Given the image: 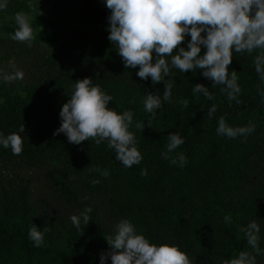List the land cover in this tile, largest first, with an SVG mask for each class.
<instances>
[{
	"label": "trees",
	"instance_id": "trees-1",
	"mask_svg": "<svg viewBox=\"0 0 264 264\" xmlns=\"http://www.w3.org/2000/svg\"><path fill=\"white\" fill-rule=\"evenodd\" d=\"M6 3L14 12L42 9L30 20L35 37L31 47L11 38L16 22L3 26L0 37L4 50L16 49L17 65L8 73H24L22 80L13 81L14 90L0 75V134L6 137L21 124L25 127L21 154L0 145V264H100L101 253L110 251L106 238L115 234L122 219L150 243L178 245L192 264H224L240 251L251 252L256 264H264V81L254 65L258 50L233 52L229 71L238 73L241 103L229 101L221 86L212 88L203 70L183 73L172 68L171 101L162 100L153 117L145 110V95L158 92L162 98L164 83L153 85L151 77H138L139 66L124 67L117 45L108 39L111 10L106 0ZM190 39L187 35L180 46L187 48ZM41 41L56 47L44 53ZM205 51L202 46L201 55ZM84 78L112 97L109 108L133 112L129 131L142 155L139 164L125 167L107 141L96 145L89 139L77 145L64 133L54 135L63 104L75 82ZM198 83L215 98L193 94ZM213 104L217 110L209 117ZM222 116L231 127L254 125L255 130L236 138L218 135ZM137 122L144 128H136ZM169 133L184 140L171 153ZM180 155L187 160L183 167L172 163ZM144 170L146 175L141 174ZM87 207L92 209L90 221L85 225L81 218L77 229L71 216ZM253 220L260 228V254L240 231ZM34 225L47 229L40 247L28 235ZM106 264H112L110 257Z\"/></svg>",
	"mask_w": 264,
	"mask_h": 264
},
{
	"label": "clouds",
	"instance_id": "clouds-1",
	"mask_svg": "<svg viewBox=\"0 0 264 264\" xmlns=\"http://www.w3.org/2000/svg\"><path fill=\"white\" fill-rule=\"evenodd\" d=\"M6 7V0L0 3V9ZM106 7L111 10L108 17V39L117 45L124 67L139 66L136 73L138 77L143 80L151 77L153 85L164 83L162 98L158 92L145 95V110L153 117L156 116L157 109L162 107V100L171 101L172 68L183 73L203 70L202 75L212 82V88L221 86V91L227 94L229 101L235 100L239 104L241 101L237 97L241 88L238 73L235 70L229 71L233 52L247 51L251 54L258 50L254 65L260 79L264 81V0H106ZM15 20L18 28L11 38L28 42L31 47V41L35 37L29 16L18 12ZM187 35L191 37L187 48L181 47ZM202 46L206 48L203 55ZM176 49L178 51L174 52ZM23 78L22 70L3 75L7 82ZM192 92L200 93L208 100L215 98L204 84H195ZM111 100L112 97L105 94L99 84H93L91 78L76 81L70 99L62 106V122L54 135L64 133L69 143L77 145L89 139L94 140L96 145L107 141V147L115 150L116 160L131 168L142 160L136 138L129 131L133 112L126 110L118 113L108 107ZM182 103L185 108L189 106L186 99ZM216 110V105L213 104L208 108L207 115L211 117ZM135 127L144 128V124L137 122ZM254 130V125L231 127L222 116L216 132L218 135L236 138ZM24 131V124H21L18 132L6 137L0 134V145L10 147L13 155L21 154L24 137L20 133ZM166 139L168 153L184 143L178 133H169ZM162 156L168 158L167 153H162ZM172 163H179L183 167L187 160L184 155H180ZM95 171L105 177L109 175L106 169L96 168ZM141 174L146 175V170ZM92 183L99 181L93 179ZM91 211V207H87L79 216H71L73 225L79 229L81 218L87 225L90 221L88 213ZM224 219L231 223L229 216ZM44 231L35 225L29 230V238L36 247L44 243ZM240 231L245 233L247 243L254 252L260 254V228L256 221H251ZM106 240L110 251L101 253L100 264H106L109 257L112 264H192L178 245L150 243L143 234L137 233L134 225L127 219L120 220L115 234L108 236ZM224 264H256V257L251 252L240 251L236 258L226 260Z\"/></svg>",
	"mask_w": 264,
	"mask_h": 264
},
{
	"label": "rangeland",
	"instance_id": "rangeland-1",
	"mask_svg": "<svg viewBox=\"0 0 264 264\" xmlns=\"http://www.w3.org/2000/svg\"><path fill=\"white\" fill-rule=\"evenodd\" d=\"M0 3H3V2L0 1ZM41 9L42 8H40L39 10ZM39 10L36 11L32 9H22L17 12H14V10H12V8L9 7L8 5L5 9H0V37L4 36V31L2 30L3 26L16 22L15 20L16 13L23 12L26 15H28L31 20V18L34 15H36V13ZM18 42L19 41H16L15 43H18ZM55 47H56V43L54 42L41 41L39 43V49L42 52L47 53V54H50L54 50ZM4 49L5 48L0 45V75H2V77L4 74H9L8 70L11 67V65L14 67L17 65L16 58H15L16 49H14V47H11L9 50H8V47L6 50ZM8 83L10 84V87L13 88V90L16 88V86L14 87L13 81L8 82Z\"/></svg>",
	"mask_w": 264,
	"mask_h": 264
}]
</instances>
